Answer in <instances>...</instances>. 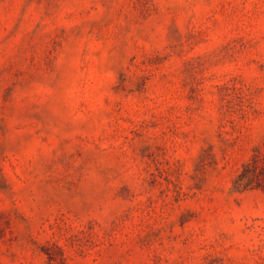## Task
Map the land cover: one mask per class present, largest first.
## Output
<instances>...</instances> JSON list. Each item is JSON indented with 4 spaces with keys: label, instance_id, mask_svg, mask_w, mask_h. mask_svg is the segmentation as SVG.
Here are the masks:
<instances>
[{
    "label": "rangeland",
    "instance_id": "374dc122",
    "mask_svg": "<svg viewBox=\"0 0 264 264\" xmlns=\"http://www.w3.org/2000/svg\"><path fill=\"white\" fill-rule=\"evenodd\" d=\"M264 0H0V264H264Z\"/></svg>",
    "mask_w": 264,
    "mask_h": 264
},
{
    "label": "trees",
    "instance_id": "16d2710c",
    "mask_svg": "<svg viewBox=\"0 0 264 264\" xmlns=\"http://www.w3.org/2000/svg\"><path fill=\"white\" fill-rule=\"evenodd\" d=\"M234 189L239 192L252 189L264 191V154H254L243 166L234 182Z\"/></svg>",
    "mask_w": 264,
    "mask_h": 264
}]
</instances>
